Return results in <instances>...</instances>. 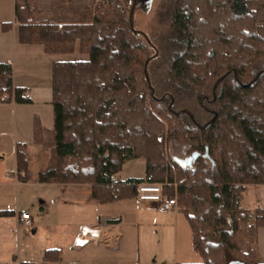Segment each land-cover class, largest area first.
<instances>
[{"label": "trees", "instance_id": "trees-1", "mask_svg": "<svg viewBox=\"0 0 264 264\" xmlns=\"http://www.w3.org/2000/svg\"><path fill=\"white\" fill-rule=\"evenodd\" d=\"M85 1L37 10L33 0H15L19 42L88 54L52 64L51 156L39 181L90 184L100 203L161 184L188 222L197 264H264V211L241 205L248 185L264 184V0H164L168 28L145 33L148 41L130 27L124 0ZM10 101L31 100L0 63V102ZM170 142L186 147L189 164L170 157ZM137 158L144 176L117 180ZM15 164L24 180V144L15 145ZM41 264L78 263H62L60 249L49 248Z\"/></svg>", "mask_w": 264, "mask_h": 264}, {"label": "crops", "instance_id": "crops-1", "mask_svg": "<svg viewBox=\"0 0 264 264\" xmlns=\"http://www.w3.org/2000/svg\"><path fill=\"white\" fill-rule=\"evenodd\" d=\"M4 23H11L10 28L4 29ZM17 32L15 0H0V63L11 66L14 86L26 88L31 100L0 102V211L11 212L0 215V264H41L49 248L60 249L62 263H200L188 222L178 209L159 211L154 203L137 198L100 203L92 197L90 184L39 181L51 156V67L61 59L40 44L19 42ZM17 143L26 146L24 180L15 164ZM144 174L145 160L137 158L126 161L115 178ZM247 187L248 209L260 206L264 211V184ZM22 212L29 214L30 225L21 219ZM82 226L109 227L108 244L90 242L75 248ZM257 247L264 263V225L257 231Z\"/></svg>", "mask_w": 264, "mask_h": 264}, {"label": "rangeland", "instance_id": "rangeland-1", "mask_svg": "<svg viewBox=\"0 0 264 264\" xmlns=\"http://www.w3.org/2000/svg\"><path fill=\"white\" fill-rule=\"evenodd\" d=\"M18 1L22 2V0ZM55 1L56 0H33V2L30 3V6L35 7L37 10H42L44 8L48 10L49 4H54ZM81 2L84 3L86 1L81 0ZM163 3L164 0H138L133 13L134 28L149 35H153L154 33L160 34L166 31L168 28V19ZM123 5L125 13L128 16L131 0H124ZM45 15L46 13L43 14V12H36L34 14V19L39 20L45 17ZM57 56L61 60H85L88 58V54L84 51H79L77 46L73 52L59 54ZM185 150L186 147L182 144L176 142H170L168 144V153L170 157L183 160ZM241 205L248 208V187L245 191Z\"/></svg>", "mask_w": 264, "mask_h": 264}, {"label": "built area", "instance_id": "built-area-1", "mask_svg": "<svg viewBox=\"0 0 264 264\" xmlns=\"http://www.w3.org/2000/svg\"><path fill=\"white\" fill-rule=\"evenodd\" d=\"M7 62L11 63V58H9ZM136 198L154 203L159 211L177 209L176 200L174 198H167L163 195L161 184L140 183L137 186ZM20 217L25 220L26 225L31 224L28 213L22 212ZM108 231L109 227L82 226L74 239L73 246L79 249L88 245L90 242L108 244L109 238L106 235Z\"/></svg>", "mask_w": 264, "mask_h": 264}, {"label": "water", "instance_id": "water-1", "mask_svg": "<svg viewBox=\"0 0 264 264\" xmlns=\"http://www.w3.org/2000/svg\"><path fill=\"white\" fill-rule=\"evenodd\" d=\"M137 3H138V0H131V5H130V8H129V14H128V18H129V24H130V27L132 28V30H134L135 31V29H134V23H133V13H134V9H135V7H136V5H137ZM138 33H140L147 41H148V37H147V35L145 34V33H143V32H141V31H139V30H136ZM148 61V60H147ZM147 61H146V63H147ZM145 73V76H146V78H147V73H146V71L144 72ZM257 78V77H256ZM204 156H208V152L206 151L205 152V154H204ZM175 159H177V158H175ZM184 164L185 163H190V159L189 158H186V159H183V160H181Z\"/></svg>", "mask_w": 264, "mask_h": 264}, {"label": "flooded vegetation", "instance_id": "flooded-vegetation-1", "mask_svg": "<svg viewBox=\"0 0 264 264\" xmlns=\"http://www.w3.org/2000/svg\"><path fill=\"white\" fill-rule=\"evenodd\" d=\"M184 159H186L187 157H186V155L184 154V157H183Z\"/></svg>", "mask_w": 264, "mask_h": 264}]
</instances>
